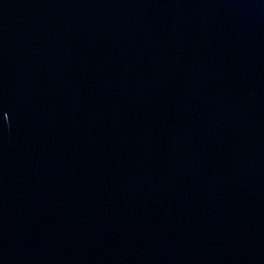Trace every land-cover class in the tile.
<instances>
[{
  "label": "water",
  "instance_id": "1",
  "mask_svg": "<svg viewBox=\"0 0 264 264\" xmlns=\"http://www.w3.org/2000/svg\"><path fill=\"white\" fill-rule=\"evenodd\" d=\"M0 264H264V0H0Z\"/></svg>",
  "mask_w": 264,
  "mask_h": 264
}]
</instances>
